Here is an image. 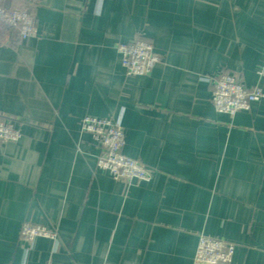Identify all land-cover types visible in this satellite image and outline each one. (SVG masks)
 Masks as SVG:
<instances>
[{
    "label": "crops",
    "instance_id": "0c3cea01",
    "mask_svg": "<svg viewBox=\"0 0 264 264\" xmlns=\"http://www.w3.org/2000/svg\"><path fill=\"white\" fill-rule=\"evenodd\" d=\"M33 14L37 38L0 30V114L21 132L0 146V264H193L200 235L264 264V99L233 118L212 103L222 73L264 91V0H39ZM137 36L161 60L128 77L117 46ZM87 116L120 124L150 181L97 168ZM26 222L58 240L28 248Z\"/></svg>",
    "mask_w": 264,
    "mask_h": 264
},
{
    "label": "built area",
    "instance_id": "2783aa9c",
    "mask_svg": "<svg viewBox=\"0 0 264 264\" xmlns=\"http://www.w3.org/2000/svg\"><path fill=\"white\" fill-rule=\"evenodd\" d=\"M17 6L9 7L0 0V30L12 31L21 42L38 37L33 10L39 0H12ZM0 44L9 46L11 43ZM121 64L128 77L146 76L160 62L151 43L137 36L133 41L117 46ZM264 80V62L257 71ZM264 99L261 87H247L237 76L222 73L213 78L212 103L218 113L235 117L250 111L254 103ZM81 131L93 137L101 149L97 168L107 172L114 180L127 185L148 182L152 172L139 160L123 153L125 135L120 124L110 118L87 116L81 120ZM21 132L12 118L0 114V146L17 142ZM57 241L59 232L40 224L26 222L21 229V240L31 247L36 239ZM235 244L221 238L200 235L193 264H232Z\"/></svg>",
    "mask_w": 264,
    "mask_h": 264
}]
</instances>
